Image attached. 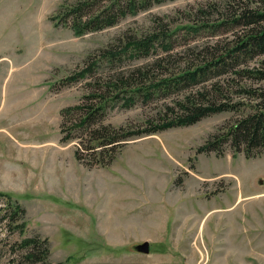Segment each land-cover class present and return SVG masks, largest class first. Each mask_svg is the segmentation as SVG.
I'll list each match as a JSON object with an SVG mask.
<instances>
[{"label":"rangeland","instance_id":"rangeland-1","mask_svg":"<svg viewBox=\"0 0 264 264\" xmlns=\"http://www.w3.org/2000/svg\"><path fill=\"white\" fill-rule=\"evenodd\" d=\"M73 1L0 0V191L18 199L27 221L22 234L10 232L0 196V264H32L18 263L15 243L30 235L49 238L50 264H264V152L246 158L229 144L223 155L198 152L237 113L132 136L106 165L79 160V139L65 140L61 126L63 109L90 91L86 82L104 79L115 63L77 82L63 79L89 56L99 60L125 29L144 34L162 19L175 28L172 62L193 64L205 46L217 45L215 53L230 47L240 27L194 32L182 25L228 20L242 5L264 9V0H172L85 34L57 16ZM231 77L238 79L231 71L204 85L219 81L237 99ZM197 88L110 107L104 123L141 127L172 117L176 100ZM145 240L148 252L139 247Z\"/></svg>","mask_w":264,"mask_h":264},{"label":"trees","instance_id":"trees-1","mask_svg":"<svg viewBox=\"0 0 264 264\" xmlns=\"http://www.w3.org/2000/svg\"><path fill=\"white\" fill-rule=\"evenodd\" d=\"M167 1L172 0H75L70 4L64 2L57 16L69 23L76 33L85 34L115 26L126 17ZM242 6L234 10L233 17L228 20L200 26L182 25L181 28L194 32L210 28L217 32L216 25L240 27L230 47L215 53L217 45L205 46L206 55L193 64L172 62L175 28L171 29L161 19L157 22L158 26L144 34L125 29L115 43L106 47L99 60L89 56L84 68L64 78V84L77 82L94 75L101 63H115L114 71L109 69L104 79L94 77L93 83L86 82L91 89L83 96L82 103L63 109L61 126L66 130L64 139H79L75 151L77 158L83 162L87 160L86 163L106 165L132 136L191 125L221 112L238 115L211 134L198 152L223 155L225 144H229L235 153L243 152L246 158L264 152V57L255 65L248 64V61L264 56V9H253L249 4ZM139 59L145 60L133 68L121 67L126 61ZM231 71L238 78L231 77L235 81L237 99L231 97L230 87H222L219 81L204 85L216 76ZM195 86L198 88L194 93L190 91L183 99L176 100L178 112L172 117L152 119L141 127H116L104 123V116L110 107L120 105L127 108L140 100L146 102L156 96L171 95ZM167 108L175 112V107ZM0 196L5 198L8 214L4 216L7 217L10 232L18 230L22 234L27 223L25 208L9 192L0 191ZM15 243L21 249L18 263L50 264L48 237L24 236Z\"/></svg>","mask_w":264,"mask_h":264},{"label":"water","instance_id":"water-1","mask_svg":"<svg viewBox=\"0 0 264 264\" xmlns=\"http://www.w3.org/2000/svg\"><path fill=\"white\" fill-rule=\"evenodd\" d=\"M140 249L144 252H148L149 251V241L145 240L142 243H140L139 245Z\"/></svg>","mask_w":264,"mask_h":264}]
</instances>
